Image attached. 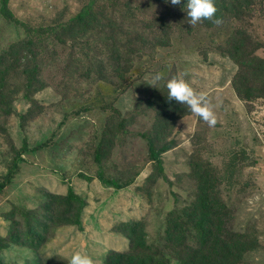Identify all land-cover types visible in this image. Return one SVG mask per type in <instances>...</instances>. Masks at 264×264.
Here are the masks:
<instances>
[{
  "label": "rangeland",
  "instance_id": "rangeland-1",
  "mask_svg": "<svg viewBox=\"0 0 264 264\" xmlns=\"http://www.w3.org/2000/svg\"><path fill=\"white\" fill-rule=\"evenodd\" d=\"M186 3L10 0L44 35L0 13V264L233 261L228 233L264 264V0H215L220 26ZM172 76L215 127L167 100ZM217 211L226 232L200 219Z\"/></svg>",
  "mask_w": 264,
  "mask_h": 264
},
{
  "label": "clouds",
  "instance_id": "clouds-1",
  "mask_svg": "<svg viewBox=\"0 0 264 264\" xmlns=\"http://www.w3.org/2000/svg\"><path fill=\"white\" fill-rule=\"evenodd\" d=\"M172 6L181 4V0H165ZM188 23L196 26L204 21H211L216 26L223 24V19L218 18V11L215 0H187L185 4ZM164 80L161 73H156L150 77V85H155ZM167 100L175 101L178 104L186 106V108L196 117L205 122L210 128L215 127L218 118L214 110L209 96L203 91H197L188 81L179 76H172L166 80ZM69 264H94L93 259L87 254L79 252L73 254L69 260Z\"/></svg>",
  "mask_w": 264,
  "mask_h": 264
},
{
  "label": "trees",
  "instance_id": "trees-1",
  "mask_svg": "<svg viewBox=\"0 0 264 264\" xmlns=\"http://www.w3.org/2000/svg\"><path fill=\"white\" fill-rule=\"evenodd\" d=\"M0 5H1L0 6V13L3 16V18H5L8 22L15 23L16 25L23 27L29 35L30 34L44 35L48 32V29H44V28L34 29V28L29 27L26 23L18 20L10 8V0H0ZM173 143H174V140H172L169 144L161 147L158 151L154 150L153 145H151L150 156H151L152 160H154L158 163L159 167L162 166L161 154L169 151L173 147ZM47 144L48 143L45 142L40 147L45 146ZM8 182L4 181V182L0 183V196L2 195V193L5 189V187L7 186ZM208 204H209V202L207 200L202 199L201 205L204 206V208H209ZM199 215H200L201 220H203L205 222L209 221V223H211L212 226L218 230V232L219 231H223V232L225 231L226 232V230H225L226 221H224V216L219 211H217L216 213L215 212H209L208 216H205L206 214L205 215L199 214ZM177 226H178V224L175 225V228H177ZM200 226H202V224ZM197 227H198V223H197ZM175 228H174V230H175ZM202 233L204 235L205 234L208 235V232L206 229H203ZM228 238L230 240V244L228 243V245H226V246H224V245L223 246H215L214 248L219 249V250L226 249L228 251V259H234V260L233 261L223 260V262L211 261L212 262L211 264H241L243 255H245L248 251L252 250L253 248H255L257 246V243L250 242L249 238L245 234H243V236H241V235L234 236V235L228 233ZM240 243H241V245H240ZM211 248H213V247H211ZM190 263H194V261L188 262V264H190ZM194 264H197V263H194ZM198 264H203V263L200 262Z\"/></svg>",
  "mask_w": 264,
  "mask_h": 264
}]
</instances>
